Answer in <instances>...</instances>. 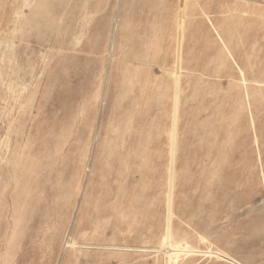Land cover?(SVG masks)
<instances>
[{"label":"rangeland","instance_id":"obj_1","mask_svg":"<svg viewBox=\"0 0 264 264\" xmlns=\"http://www.w3.org/2000/svg\"><path fill=\"white\" fill-rule=\"evenodd\" d=\"M0 264H264V0H0Z\"/></svg>","mask_w":264,"mask_h":264}]
</instances>
